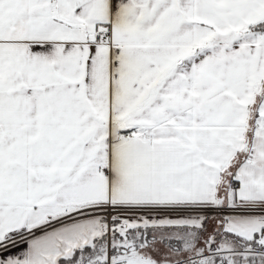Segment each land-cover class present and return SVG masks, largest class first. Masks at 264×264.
Wrapping results in <instances>:
<instances>
[{"label": "snow or ice", "instance_id": "1", "mask_svg": "<svg viewBox=\"0 0 264 264\" xmlns=\"http://www.w3.org/2000/svg\"><path fill=\"white\" fill-rule=\"evenodd\" d=\"M0 264H264V0H0Z\"/></svg>", "mask_w": 264, "mask_h": 264}]
</instances>
